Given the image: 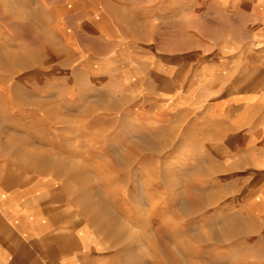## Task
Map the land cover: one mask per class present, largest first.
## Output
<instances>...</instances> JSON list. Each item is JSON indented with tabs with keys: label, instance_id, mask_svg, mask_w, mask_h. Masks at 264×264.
<instances>
[{
	"label": "rangeland",
	"instance_id": "374dc122",
	"mask_svg": "<svg viewBox=\"0 0 264 264\" xmlns=\"http://www.w3.org/2000/svg\"><path fill=\"white\" fill-rule=\"evenodd\" d=\"M0 180L93 264H264V0H0Z\"/></svg>",
	"mask_w": 264,
	"mask_h": 264
},
{
	"label": "crops",
	"instance_id": "0c3cea01",
	"mask_svg": "<svg viewBox=\"0 0 264 264\" xmlns=\"http://www.w3.org/2000/svg\"><path fill=\"white\" fill-rule=\"evenodd\" d=\"M26 196L24 189L14 190L0 180V264H93L87 251L63 244L61 234L46 232L55 223L41 215L40 206L25 201Z\"/></svg>",
	"mask_w": 264,
	"mask_h": 264
}]
</instances>
